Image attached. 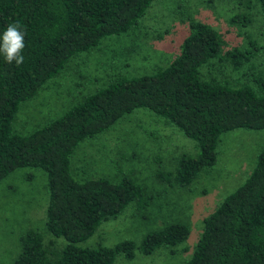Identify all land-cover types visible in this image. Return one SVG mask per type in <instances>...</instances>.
<instances>
[{"label":"trees","instance_id":"16d2710c","mask_svg":"<svg viewBox=\"0 0 264 264\" xmlns=\"http://www.w3.org/2000/svg\"><path fill=\"white\" fill-rule=\"evenodd\" d=\"M151 2L0 0V35L11 23H18L26 33L23 64H8L0 54V180L18 167L43 170L44 226L50 235L65 240L50 258L42 234L27 229L19 237L20 251L11 264H112L119 253L132 258L136 247L147 255L186 239L187 226L171 222L147 232L138 245L129 239L112 246L77 245L129 202L135 200L142 207L150 200L127 177L119 182L105 177L77 180L71 172L70 155L77 143L134 109L151 112L195 142V155L180 154L172 170L155 172L159 180L178 187L190 185L203 168L215 163L221 133L236 128L264 131L262 81L255 78V91L248 84L230 86L202 79L199 68L220 57L223 40L209 24L190 20L179 51L165 67L118 76L31 133L12 132L11 121L20 103L57 75L76 52L95 48L102 38L128 34ZM255 2L264 28V0ZM230 21L245 25L249 18L234 15ZM225 56L237 67L249 60L252 51L232 48ZM155 161L159 163V157ZM183 264H264V138L250 174L202 219L195 247Z\"/></svg>","mask_w":264,"mask_h":264},{"label":"rangeland","instance_id":"374dc122","mask_svg":"<svg viewBox=\"0 0 264 264\" xmlns=\"http://www.w3.org/2000/svg\"><path fill=\"white\" fill-rule=\"evenodd\" d=\"M234 15L249 21L231 22ZM190 20L209 24L223 40L220 57L199 68L202 79L230 86L248 84L256 91L255 78H259L264 86V28L255 0H152L128 34L102 38L95 48L76 52L57 75L20 103L11 121L12 132L31 133L118 76L165 67L179 51ZM232 48L249 49L252 56L234 67L225 56ZM263 138V130L236 128L221 133L215 163L203 168L190 185L178 187L159 180L155 172L172 170L180 154L195 155V142L145 109L125 114L77 143L70 155L71 172L77 180L105 177L119 182L127 177L150 200L142 207L135 200L129 202L77 245L112 246L125 239L138 245L147 232L180 222L188 229L182 242L147 255L136 247L132 258L119 253L112 264H183L195 247L202 219L250 174ZM46 201V174L39 168L18 167L0 180V264L12 263L20 251L19 237L27 229L42 234L50 258L65 245L62 237L45 229Z\"/></svg>","mask_w":264,"mask_h":264},{"label":"clouds","instance_id":"9594fccd","mask_svg":"<svg viewBox=\"0 0 264 264\" xmlns=\"http://www.w3.org/2000/svg\"><path fill=\"white\" fill-rule=\"evenodd\" d=\"M25 31L18 23L8 24L0 35V54L8 64L13 62L19 67L24 62L23 49L25 47Z\"/></svg>","mask_w":264,"mask_h":264},{"label":"crops","instance_id":"0c3cea01","mask_svg":"<svg viewBox=\"0 0 264 264\" xmlns=\"http://www.w3.org/2000/svg\"><path fill=\"white\" fill-rule=\"evenodd\" d=\"M42 91V90H41Z\"/></svg>","mask_w":264,"mask_h":264}]
</instances>
